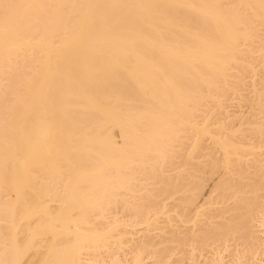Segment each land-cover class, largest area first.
Segmentation results:
<instances>
[{"label":"bare ground","instance_id":"1","mask_svg":"<svg viewBox=\"0 0 264 264\" xmlns=\"http://www.w3.org/2000/svg\"><path fill=\"white\" fill-rule=\"evenodd\" d=\"M261 116L264 0H0V264H259Z\"/></svg>","mask_w":264,"mask_h":264},{"label":"rangeland","instance_id":"2","mask_svg":"<svg viewBox=\"0 0 264 264\" xmlns=\"http://www.w3.org/2000/svg\"><path fill=\"white\" fill-rule=\"evenodd\" d=\"M232 100H233V101H232ZM231 101H232V102H231ZM231 101H230L231 103H237V104H238V102H237L236 100H234V99H231ZM238 101H239V100H238ZM240 102H241V101H240ZM233 105L235 106V104H233ZM238 105H239V107L242 106L241 109L237 106L238 109H240L241 111L245 110V109H244V108H245V107H244L245 105L243 106V103H242V105H241V104H238ZM229 107H230V106H229ZM229 107H228L227 110H229L230 113L232 112V110L235 111V110L237 109V108H235V107H233V108H232V107L229 108ZM238 109H237V111H238ZM262 117H264V116H261V118H262ZM263 164H264V162H263ZM263 210H264V208H263ZM263 214H264V212H263ZM201 215H202V214H201ZM204 220H205V218H203V221H204ZM258 220H259L260 222H259ZM258 220L256 221V223L259 222L258 225L254 222V223H255L254 226H255V225L258 226V228L256 227L257 229H255V227H254V231H256V232H259V231H260V232L257 233V234H256V232H255V235H256V237L259 238V240H260L259 243H260V244L263 243L262 245H264V232H263V231H264V225H263V224H264V223H263V221H264V217H263V219L260 218V219H258ZM261 220H262V221H261ZM205 221H206V220H205ZM259 226H260V227H259ZM258 235H260L261 239H260V237H259ZM257 240H258V239H257ZM259 240H258V241H259ZM261 240H262V241H261ZM262 245H261V246H262ZM212 247H213V246H212ZM219 247H221V246H219ZM222 248H223V250H222ZM125 249H126V248H125ZM215 249H217V248L215 247ZM215 249H214V250H211V249L209 248V251L211 250V251H213V252H208V253H207V252H206V253L203 252V253H202V254L205 255V256H206L207 254H209V255H207V257L202 256V255H201V256L198 255V256H197L198 258H196L198 262H197V261H196V262L199 263V264L202 262V264H203V262L205 263L206 261H207V262L209 261V260H207V258L210 259V258H216L217 256H219V255H217V254H220V255L222 254V255H223V256L221 255L223 259L225 258V259L223 260V262H224L225 260L227 261L228 259H231V258H232V257H231V254H230L231 249L233 250L232 247L225 248L227 251L224 249V247L218 248L219 250H218V249L215 250ZM229 249H230V250H229ZM261 249H262V248H261ZM263 249H264V248H263ZM206 250L208 251L207 248H206ZM218 251H219V252H218ZM220 251H222V253H220ZM223 251H224V252H223ZM214 252L217 253L216 256H215V254H214V256H213V253H214ZM262 252H264V251H262ZM119 253L122 254V251L119 252ZM211 253H212V257L210 256ZM121 254H120V255H121ZM228 254H230V256H228ZM261 254H262L261 251H260L259 255L257 254V255H258V258H257V260H255V261H257L256 263H258V261H261L260 259H262V261H264V260H263L264 257L261 256ZM117 255H119V254H117ZM257 255H256V257H257ZM263 255H264V253H263ZM199 256H200L202 259H201ZM224 256H225V257H224ZM209 257H210V258H209ZM230 257H231V258H230ZM256 257H255V259H256ZM261 257H262V258H261ZM126 258H127V259H126ZM259 258H260V259H259ZM123 259H125L126 262H127L128 264H131V263L133 262V259L130 258L129 256H128V257H124V258H123V256H122L121 260H123ZM204 259H206V261H205ZM150 260H151V261H150ZM203 260H204V261H203ZM210 260L212 261V259H210ZM231 260H232V259H231ZM231 260H230V261H231ZM106 261L109 262V259L106 258ZM226 261H225V262H226ZM262 261H261L260 263L263 264ZM149 262L151 263V262H152V259L146 258V259L143 261V264H147V263H149ZM188 262H189V263H188ZM223 262H222V263H223ZM225 262H224V264H225ZM232 262H234V260H232L231 263H232ZM150 263H149V264H150ZM182 263H183V264H184V263H185V264H190V261H187V260H186V261H183ZM197 263H196V264H197ZM228 263L231 264L229 261H227L226 264H228ZM234 263H235V262H234ZM234 263H233V264H234ZM260 263H259V264H260Z\"/></svg>","mask_w":264,"mask_h":264}]
</instances>
